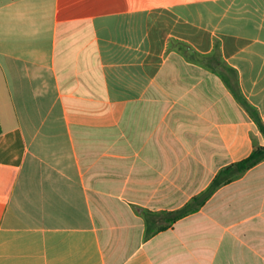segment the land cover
Here are the masks:
<instances>
[{
	"label": "crops",
	"instance_id": "1",
	"mask_svg": "<svg viewBox=\"0 0 264 264\" xmlns=\"http://www.w3.org/2000/svg\"><path fill=\"white\" fill-rule=\"evenodd\" d=\"M229 68L233 69L230 70ZM264 0H0V264H264Z\"/></svg>",
	"mask_w": 264,
	"mask_h": 264
},
{
	"label": "trees",
	"instance_id": "2",
	"mask_svg": "<svg viewBox=\"0 0 264 264\" xmlns=\"http://www.w3.org/2000/svg\"><path fill=\"white\" fill-rule=\"evenodd\" d=\"M229 69L233 70L231 68ZM230 88L234 97L252 116L255 124L264 138V122L259 114L258 109L252 106L243 97L239 90L238 83L236 87L230 86ZM263 161L264 145L256 147L247 158L220 170L210 185L182 208L175 211H163L158 213L144 210L142 212L146 223L144 239L147 240L151 238L155 234L172 227L178 220L197 212L220 187L233 182L235 179Z\"/></svg>",
	"mask_w": 264,
	"mask_h": 264
}]
</instances>
